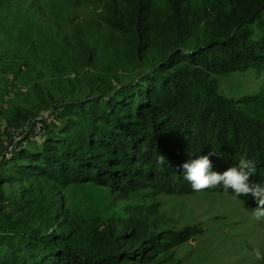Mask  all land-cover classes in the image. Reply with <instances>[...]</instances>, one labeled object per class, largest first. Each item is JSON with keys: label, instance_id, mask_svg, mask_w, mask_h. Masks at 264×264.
I'll use <instances>...</instances> for the list:
<instances>
[{"label": "rangeland", "instance_id": "obj_1", "mask_svg": "<svg viewBox=\"0 0 264 264\" xmlns=\"http://www.w3.org/2000/svg\"><path fill=\"white\" fill-rule=\"evenodd\" d=\"M180 1L196 22L179 45L189 51L211 38L205 19L226 14L229 0ZM125 4L0 0V264H29L38 248L62 255V247L79 261L98 262L111 252L105 228L112 222L159 232L154 256L166 264H264L254 255L264 251V220L240 198L216 191L123 196L93 183L61 188L44 166L40 156L51 143L95 120L105 98L167 57L112 27ZM170 14L167 0H151L149 22ZM243 31L264 38V10ZM214 82L213 93L248 107L264 88V70Z\"/></svg>", "mask_w": 264, "mask_h": 264}, {"label": "trees", "instance_id": "obj_2", "mask_svg": "<svg viewBox=\"0 0 264 264\" xmlns=\"http://www.w3.org/2000/svg\"><path fill=\"white\" fill-rule=\"evenodd\" d=\"M123 1L112 27L128 41L168 51L167 57L152 74L105 98L95 120L70 129L63 142L45 149L40 157L53 181L61 188L93 183L123 196L189 194L198 191L178 166L210 151L216 152L210 157L214 170L223 172L247 158L255 164L250 181H264V88L252 105L238 107L213 93L211 86L215 76L264 70V38L243 31L264 10V0H229L226 14L205 19L211 38L189 51L179 45L191 36L196 22L180 0H167L171 14L160 23L149 22L151 0ZM200 191L231 195L222 186ZM240 199L256 206L251 194ZM105 229L111 252L98 262L79 261L62 247V255L38 248L28 256L29 264L167 263L154 256L162 243L159 232L113 222Z\"/></svg>", "mask_w": 264, "mask_h": 264}, {"label": "clouds", "instance_id": "obj_3", "mask_svg": "<svg viewBox=\"0 0 264 264\" xmlns=\"http://www.w3.org/2000/svg\"><path fill=\"white\" fill-rule=\"evenodd\" d=\"M216 154L210 151L206 155H196L181 166L184 178L190 182L191 188L200 191L216 186H222L225 191H230L234 198H240L251 194L256 206L251 209L252 217L257 221L264 220V181L260 183L250 181V176L255 171L252 160L241 158L237 164L227 168L223 172L213 169L210 157ZM162 159H165L162 156ZM255 259L264 261V251L255 250Z\"/></svg>", "mask_w": 264, "mask_h": 264}]
</instances>
